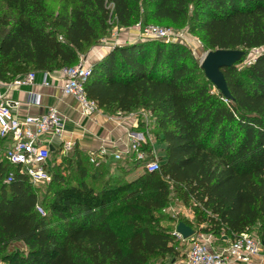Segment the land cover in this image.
<instances>
[{"label":"trees","instance_id":"trees-1","mask_svg":"<svg viewBox=\"0 0 264 264\" xmlns=\"http://www.w3.org/2000/svg\"><path fill=\"white\" fill-rule=\"evenodd\" d=\"M53 1L0 0L2 82L78 64L111 20L121 27L187 24L209 50L264 46V0ZM222 71L233 99L214 87L184 43L151 38L107 50L92 64L87 95L105 112L151 113L153 133L165 143L160 169L97 189L86 181L89 166L98 177L108 162L91 163L76 146L59 163L50 160L45 214L24 174L16 170L5 181L12 166L0 139L1 263L155 264L181 255L174 227L158 213L173 192L194 205L203 233L232 240L259 225L263 237L264 51ZM72 170L79 173L74 182ZM14 243L21 246L11 249Z\"/></svg>","mask_w":264,"mask_h":264},{"label":"built area","instance_id":"built-area-1","mask_svg":"<svg viewBox=\"0 0 264 264\" xmlns=\"http://www.w3.org/2000/svg\"><path fill=\"white\" fill-rule=\"evenodd\" d=\"M143 38L153 37L165 42L173 41L177 36L170 27L158 24H136ZM118 45V44H117ZM116 46V44L114 45ZM113 46V47H114ZM92 72V65L87 63V58L81 57L78 64L63 68L58 71L44 72L43 84L50 85L49 79L60 80L61 92L64 96H70L76 100L83 117H90L95 113L102 112L97 102L90 99L86 92V83ZM36 71L17 75L9 82L0 80V139L4 140L5 148L3 156L12 166L8 172L6 182H12L16 170L24 174L32 184H40L48 181L51 177L52 153L50 149L52 139L58 137L61 143L56 150L61 154H68L77 146L75 141L63 138L65 131V117L57 106H48L38 114H25L20 116L15 110L18 102L8 98L4 87L11 88L31 86L36 80ZM34 103L40 104V98L36 95ZM125 117L136 118L133 129L127 133L128 145L123 151L110 152L105 146L89 149L86 153L91 163L100 164L110 160H120L124 154L131 155L139 162L142 172H156L161 166V154L156 147L157 139L150 133L149 114H144L141 119L135 112L121 113ZM119 117V116H117ZM125 117H119L124 119ZM142 125V129L139 127ZM41 214H45L42 207L38 206ZM176 233V232H175ZM177 236L182 237L178 233ZM190 239L191 245L187 252L188 264H226L237 262L240 264H256L255 257L263 253L264 236L242 233L236 236L226 246L218 249L213 248L214 236L211 233L194 234Z\"/></svg>","mask_w":264,"mask_h":264},{"label":"rangeland","instance_id":"rangeland-1","mask_svg":"<svg viewBox=\"0 0 264 264\" xmlns=\"http://www.w3.org/2000/svg\"><path fill=\"white\" fill-rule=\"evenodd\" d=\"M51 4L56 6L58 2L49 0ZM160 26H165V27H170L174 30L175 40L173 41H178L181 43H184V45L190 50V52L195 56V58L199 61L202 62L203 58L205 57L206 53L209 51L201 40L198 38L197 35L192 33L189 30V26L187 24L183 25H166L163 23H158ZM155 39L153 37L146 38V39ZM141 39L143 40V37L141 36V31L137 28L136 25L130 26V27H121L114 20H111V27L108 30L107 34L98 42H95L94 44H91L86 47V50L84 53H82L81 57H89L90 61L94 60L96 56H98L101 52H105L107 50H110L113 48V46L116 44L118 45H123L129 42H133L135 40ZM145 39V38H144ZM159 40V39H158ZM165 42V41H164ZM171 42V41H168ZM165 42V43H168ZM115 47V46H114ZM264 51V46L260 48H255V49H249L246 52V55L244 57L243 62L239 64L240 68L244 67L245 65L249 64L252 62L258 54ZM90 64V63H88ZM149 114L146 111H143L142 109H139L135 111V114L133 116H139L141 119L144 117V114ZM109 117H125L126 115L120 114L119 112H106ZM128 116H131L127 114ZM149 121H150V133L151 135L157 139L156 147L159 150L160 154H163V146H162V139L156 138L157 136L154 135L153 131L155 130V123H154V118L152 115H149ZM61 153H56L52 155V160L55 161L56 163H59L61 161ZM128 155L124 154L123 157L120 160H110L108 164L106 165V168H104V171L102 174H99L98 177H93L92 176V167L89 166V175L86 176V181L89 183H93L95 185V188L100 189L105 187L108 184H113L119 180H126V179H131L133 178L134 174H137L142 172L140 169L133 168V161L127 159ZM50 158V159H51ZM51 162V161H50ZM68 171L66 170V174ZM73 178L72 182L75 181V179L79 178V173L77 171H73ZM50 182H51V177L48 181L44 183H40L38 185H34L37 189V192L39 194V206L43 207V209L46 211V201L51 197V191L50 189ZM47 199V200H46ZM159 215L163 218V222L165 224H171L174 229L176 230V226L178 222L181 219H188L195 230V234H201L203 233L202 228L206 226V223H197V218H196V211L194 209V205H185L183 201L178 197V194L172 193L171 198L167 204V206L160 211H158ZM247 234L250 235H257L260 236L262 234V230L260 229L259 225L254 226L251 228ZM196 237H190L189 239H184L182 237L177 236V246L179 250L182 253L187 254L190 248V239H194ZM223 238V235L217 236V238H214V242L216 240V244L221 243V239ZM230 242H225L226 246ZM21 245L19 243H14L11 245L12 248L20 247ZM172 257V255H169L164 258H158L155 262V264H164L167 263L168 260ZM0 264L1 260H0Z\"/></svg>","mask_w":264,"mask_h":264},{"label":"crops","instance_id":"crops-1","mask_svg":"<svg viewBox=\"0 0 264 264\" xmlns=\"http://www.w3.org/2000/svg\"><path fill=\"white\" fill-rule=\"evenodd\" d=\"M105 52H101L92 62L89 57H86L87 63L92 65L100 59ZM44 77V72H37L35 83L31 86L11 88L9 90L4 87L6 96L18 102L15 111L20 116L42 113L48 106L54 105L58 107L65 117L63 138L75 141L80 150L87 152L89 149L98 148L101 145L105 146L110 152L124 151L127 148V133L130 129L134 128L136 118L125 117L121 119L117 116L109 117L105 111L95 113L90 117H83L76 100L62 94V82L60 80L51 81V79H49L50 85L46 86L43 84ZM36 95L40 98V104L34 103ZM60 143L61 139L54 137L51 146L56 150ZM162 143L164 148V141H162ZM230 241L231 238L224 234L221 243L216 244L215 240L213 248H221L225 245V242ZM186 256L187 254L185 253L172 256L166 264H188ZM254 260L256 264H264V248L263 253L255 257ZM226 264L240 263L228 262Z\"/></svg>","mask_w":264,"mask_h":264},{"label":"water","instance_id":"water-1","mask_svg":"<svg viewBox=\"0 0 264 264\" xmlns=\"http://www.w3.org/2000/svg\"><path fill=\"white\" fill-rule=\"evenodd\" d=\"M245 55L246 50L242 48H217L209 50L201 62V68L203 69L206 77L212 82L214 87L228 99H233V96L230 92L228 82L222 68L240 64L243 62ZM50 149L52 151L54 150L52 146ZM175 232L181 235L184 239H189L195 234L193 227L184 221L178 222Z\"/></svg>","mask_w":264,"mask_h":264}]
</instances>
